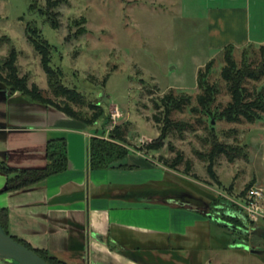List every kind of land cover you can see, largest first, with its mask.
<instances>
[{"label": "rangeland", "instance_id": "374dc122", "mask_svg": "<svg viewBox=\"0 0 264 264\" xmlns=\"http://www.w3.org/2000/svg\"><path fill=\"white\" fill-rule=\"evenodd\" d=\"M57 1L59 5L53 2L54 6L49 8L47 0H0V74L3 78L7 76L4 64L15 47L19 53L16 63L19 76L28 77L29 87L36 85L45 99L57 100L49 87L42 56L26 33L31 24L50 43L52 66L64 72V84L104 108L105 115L85 131L130 152L111 167L129 162L130 156L150 160L166 173L167 180L173 179L182 185L183 190L176 193L171 203L181 204L183 192L193 191L205 205L219 203L234 209L237 206L236 212L246 216L248 212L256 213V222L264 223V198L257 202L258 209L254 212L251 203L256 201L249 196L252 188L264 189V117L255 123L247 120L231 123L211 118L197 101L201 94L198 86L201 69L210 83L220 89L212 111L223 110L232 100L222 74L227 67L225 52L221 54L222 49H213L209 42V12L247 10L252 37L264 39V0ZM48 14H53L57 29L51 27ZM260 47L234 48L236 62L241 65L246 53L251 60L260 62ZM212 60L213 65L206 71V65ZM246 86L251 94L261 91L264 78L260 82L248 81ZM170 92L176 96H191L192 105L184 112L173 114V119L182 122L187 129L160 141L159 150L149 149L153 143L157 144L163 126L155 119L156 102ZM51 108L55 113L60 112ZM87 111H82L84 116L88 115ZM116 126L127 128L125 142L111 138ZM214 139L229 147L234 157L233 161L225 154L217 157L213 167L216 177L209 171V153ZM76 140L77 137H72L70 142L74 145ZM180 154L184 160L179 164L176 160ZM125 167L132 165L125 164ZM144 177L146 175H132L131 178L137 182L147 179ZM5 178L0 176V187H5L2 184ZM237 204L244 205L248 212ZM192 214L209 222L210 235L200 232L196 236L202 246L201 260L205 261L214 254L210 250L211 235L226 233L231 239L233 234L199 212L192 210ZM229 239L224 242L230 244ZM257 242L253 237V243ZM227 250L229 248L222 254L232 253ZM244 257L246 264H257L255 256ZM219 262L217 258L216 264Z\"/></svg>", "mask_w": 264, "mask_h": 264}, {"label": "crops", "instance_id": "0c3cea01", "mask_svg": "<svg viewBox=\"0 0 264 264\" xmlns=\"http://www.w3.org/2000/svg\"><path fill=\"white\" fill-rule=\"evenodd\" d=\"M208 19L213 49L264 44V39L252 37L247 10L214 9ZM86 128L61 112L12 94L0 80V161L13 169H43L48 142L61 138L67 140L69 153L66 172L20 191L5 193L8 178L0 172L6 177L0 208L9 211L13 236L68 264H143L135 260L143 254V260L154 261L146 264H216L217 258L219 264L247 263L244 254L232 251L234 241L220 232L211 235L214 254L201 260L196 236L210 235L209 222L192 214L196 209L171 203L182 185L167 180L152 161L130 156L120 166L91 170L92 135ZM72 137L78 139L74 145ZM132 175L147 179L136 182ZM228 239L230 244L224 242ZM226 248L232 253L222 254Z\"/></svg>", "mask_w": 264, "mask_h": 264}, {"label": "trees", "instance_id": "16d2710c", "mask_svg": "<svg viewBox=\"0 0 264 264\" xmlns=\"http://www.w3.org/2000/svg\"><path fill=\"white\" fill-rule=\"evenodd\" d=\"M49 8L59 5V1L47 0ZM54 2V3H53ZM32 8H34L32 6ZM48 14V22L54 29L58 28L57 21ZM26 33L29 35L31 42L35 49L42 56V66L47 73L49 87L52 90L55 99L61 100L60 103L57 100L45 99L40 89L33 85L29 87L28 77H20L18 67L16 65L19 53L14 47L6 60L4 66L7 69V76L3 78L0 74V80L5 84V87L11 91L12 94L16 92L22 93V98L25 101H31L35 104L43 105L47 108L54 107L57 111H60L67 116L84 123L87 127L96 124L104 115V108L96 104L94 101L88 99V97L76 88H69L64 84V72L59 68L52 66V55L50 51V43L43 39L40 32L32 27L31 24L27 26ZM254 44H250L251 46ZM255 46V45H254ZM247 47V46H246ZM234 45H228L222 49L224 53L227 67L222 72L225 81H227L232 100L223 110L216 112L212 111L217 96L220 93V89L216 85H212L207 79V75H203L202 69L199 72L198 86L201 90V94L197 97L198 104L204 108L207 114L211 118H217L220 120H227L231 123H240L243 120H247L250 123H255L264 117V89L251 94L247 88L248 81L260 82L264 78V44L260 47L261 61L251 60L250 54H244L243 63L239 65L234 58ZM249 55V57H248ZM213 65V60L206 65V71H209ZM192 105V99L190 97L176 96L173 92L164 95L160 98L159 102H156L155 109L158 111L155 115L156 121L163 125L160 128V138L157 144H152L149 149L159 150L161 148L160 141L169 139L175 132L182 133L187 127L182 122H177L173 119L175 112H184L188 107ZM83 110H88L87 116L82 113ZM193 111H196L195 108ZM109 116L108 123L109 124ZM214 129V127H212ZM128 130L122 126H116L111 132V138L113 140L125 142L128 138ZM90 155L89 165L91 170H104L111 168V164L117 160L126 158L129 155V151L121 146H116L111 142L101 140L98 137H92L90 140ZM233 152L229 147L220 144L216 139L213 141V149L210 156L211 165L209 167L212 177H216L213 170L217 157L222 154L231 157L233 161ZM47 160L48 164L43 169L21 170L10 168L7 163L0 161V172L4 173L7 178L6 192L20 191L36 185L47 178L66 172L69 169V153L68 142L65 138L51 140L47 144ZM184 157L180 154L176 163L183 162ZM177 164H172L175 167ZM188 168H190L188 166ZM235 225H241L240 220L231 219ZM0 222L4 226L5 230L9 232V211L8 209H0ZM26 247L34 250L37 254L45 258L51 264H68L67 262L52 256L47 250L34 249L30 244L25 241L19 240ZM235 241V239L233 240ZM143 257H137L135 260L140 263L146 264L143 261Z\"/></svg>", "mask_w": 264, "mask_h": 264}, {"label": "flooded vegetation", "instance_id": "af4514ba", "mask_svg": "<svg viewBox=\"0 0 264 264\" xmlns=\"http://www.w3.org/2000/svg\"><path fill=\"white\" fill-rule=\"evenodd\" d=\"M180 200H181V205L187 206L190 208L192 207V209H196L202 215H205L210 220H215L223 228L230 231L229 233L233 234V237H231V239L234 240L235 238V241L233 243L234 246L231 247L232 250L241 252L244 255L255 256L257 258V264H264V223L263 222L257 223L256 219H252L246 215H242L239 213V211L236 212L235 210L236 207L235 209L234 207L227 208V206H222L219 203L205 205V202H203V200L199 198L198 195L195 194L193 191L183 192V195L180 197ZM231 219H233L234 221L240 220L242 224L235 225L233 224L234 222ZM2 227L4 228L3 225ZM7 233L17 241L21 240L17 238L16 236H13L10 233V231ZM224 235L228 236V234L226 233ZM253 237L257 238V241H258L257 243H253ZM22 241H25V240H22ZM210 250H213V249H211L210 247ZM143 261L147 263L154 262L153 260H148V261L143 260ZM0 264H18V263L12 260L0 259Z\"/></svg>", "mask_w": 264, "mask_h": 264}, {"label": "water", "instance_id": "95a60500", "mask_svg": "<svg viewBox=\"0 0 264 264\" xmlns=\"http://www.w3.org/2000/svg\"><path fill=\"white\" fill-rule=\"evenodd\" d=\"M0 259L12 260L18 264H50L34 250L26 247L10 236L1 224Z\"/></svg>", "mask_w": 264, "mask_h": 264}, {"label": "built area", "instance_id": "2783aa9c", "mask_svg": "<svg viewBox=\"0 0 264 264\" xmlns=\"http://www.w3.org/2000/svg\"><path fill=\"white\" fill-rule=\"evenodd\" d=\"M249 196H250V198L252 199V200H254V201H256V203L254 204V202H252L251 203V209H255V208H257L258 209V201L259 200H262V198H264V189H261V188H252L250 191H249ZM238 205V204H237ZM256 205V206H255ZM237 207V206H236ZM238 207L242 210V211H244V212H246L245 210H247V208L244 206V205H238ZM256 209V210H257ZM256 210H254V212L256 211ZM248 212V211H247ZM246 212V213H247ZM248 214V216L249 215H251V214H249V212L247 213ZM256 214V213H255ZM254 214V215H255ZM254 215H251L252 217H250V218H252V219H254L255 218V216Z\"/></svg>", "mask_w": 264, "mask_h": 264}]
</instances>
